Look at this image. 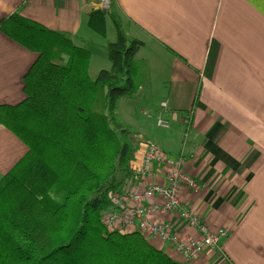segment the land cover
I'll return each instance as SVG.
<instances>
[{
  "label": "crops",
  "instance_id": "0c3cea01",
  "mask_svg": "<svg viewBox=\"0 0 264 264\" xmlns=\"http://www.w3.org/2000/svg\"><path fill=\"white\" fill-rule=\"evenodd\" d=\"M112 8L125 35L143 43L135 56L142 69L134 95L139 115H153L145 121L158 129L157 116L184 128V117L191 115L189 133L183 129L178 146L154 143L169 156L182 154V171L200 185L197 191L183 186L181 200L211 230L227 226L231 233L220 253L206 250L188 264H264V0H112ZM92 10H98V0H0V21L18 12L67 33L90 53L88 74L96 68V76L110 68L105 46L114 38L107 33L109 21L105 37L87 27ZM36 58L0 32V105L25 99L23 79ZM133 132L129 171L118 179L122 191L163 182L159 173L135 177L132 166L141 165L142 145L153 142ZM26 152L11 132L0 129V179ZM155 219L177 223L172 213ZM178 231L197 237L189 227ZM153 246L184 264L165 245Z\"/></svg>",
  "mask_w": 264,
  "mask_h": 264
},
{
  "label": "trees",
  "instance_id": "16d2710c",
  "mask_svg": "<svg viewBox=\"0 0 264 264\" xmlns=\"http://www.w3.org/2000/svg\"><path fill=\"white\" fill-rule=\"evenodd\" d=\"M108 21L110 68L94 80L90 53L67 33L18 12L0 21L4 36L37 55L23 79L25 99L0 105V129L27 148L0 179V264H181L141 234L102 223L107 190H120L115 175L129 171V131L115 110L139 88L135 56L143 46L125 35L113 8L90 11L87 27L105 37Z\"/></svg>",
  "mask_w": 264,
  "mask_h": 264
},
{
  "label": "built area",
  "instance_id": "2783aa9c",
  "mask_svg": "<svg viewBox=\"0 0 264 264\" xmlns=\"http://www.w3.org/2000/svg\"><path fill=\"white\" fill-rule=\"evenodd\" d=\"M111 3V0H98V10L108 11ZM160 108L166 109V103H160ZM156 125L163 129L169 126L160 116L156 117ZM183 163L182 154L169 156L153 144H143L141 165L132 166L135 177L145 180L159 173L163 182L144 185L139 191H107L109 207L102 216L107 231L137 232L151 245L155 242L165 245L184 264L196 260L208 248L216 247L225 236L224 230H211L179 196L183 186L191 191L200 188L199 183L182 171ZM171 213L176 216V224L155 219L156 215ZM186 227L195 230L197 237L178 231Z\"/></svg>",
  "mask_w": 264,
  "mask_h": 264
},
{
  "label": "rangeland",
  "instance_id": "374dc122",
  "mask_svg": "<svg viewBox=\"0 0 264 264\" xmlns=\"http://www.w3.org/2000/svg\"><path fill=\"white\" fill-rule=\"evenodd\" d=\"M111 2H112V0H111ZM111 9H112V3H111V7H110L109 10H111ZM120 24H121V22H120ZM121 26H122V24H121ZM107 29H108V31H107L108 36L115 38L114 27H113V24L110 21L107 24ZM98 48L99 47L96 46V47H94V50H97ZM105 51H106V49H105ZM106 57H107V54H106ZM107 60H108V58H107ZM97 61H98V64H100V59H99L98 56H97ZM137 68H138L137 69L138 72L136 74V78H137V81H138V84H139L140 83L139 77H140V74L142 75V73H141L142 69L140 67H137ZM96 72H97L96 68H92V70H90V73L88 74V76L89 75L91 76V77H89L91 80L95 79L96 76L94 74H96ZM149 76L152 77V78L155 77L153 69H151V74H149ZM142 80H141V82H142ZM145 81H149V78L147 77V79ZM135 94L136 93H134L132 96H129V97L121 99L118 102L117 108L115 110L117 119L121 122V124L123 123L122 124V126L124 125L123 128H126L129 131V134L125 138L126 142L129 145L132 144L133 138L136 136V135L133 134L134 133L133 131H136V132L140 131V132H142L143 136H145V138H147V139L144 138V140H150L151 142H153L152 143L153 145H154V143H156L157 145L163 146V148L166 149L168 143L169 142L173 143V141H174L172 146H175V145L178 146L180 144V142H181V139H182L183 129H186L187 127H189V117H188V119H186L187 116H185L183 121H182V123L184 125V128H182V125H178L176 122L170 121V122H168L169 126H168L167 130L163 129V128H162L163 130H161V128L158 129V128H156V126H155L153 121H151V120H149V121L146 120L145 121V119H146L145 116L147 117V115H149V113L148 114L144 113L145 116L139 115V112H138V108L139 107H136L137 101H136V98H135L136 96H134ZM138 103L140 104V102H138ZM131 105L133 107H135V109H132ZM130 108L132 110H135L136 113H135L134 116H133V114L131 115L130 112L128 111ZM137 112H138V116H137ZM150 116H153V115L150 114ZM175 148H177V147H175ZM129 159H130V156H129ZM115 176H116V182H119L118 179H119V176H121L119 171L116 173ZM107 191H109V190H107ZM226 227L227 226L218 228V229L224 230L225 236L222 237L218 241V244H217L216 247L208 248L207 250H216L217 252L220 253L219 250H220L221 241L226 239V238H228L230 236V234H231V233H229V230Z\"/></svg>",
  "mask_w": 264,
  "mask_h": 264
}]
</instances>
